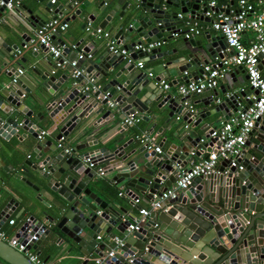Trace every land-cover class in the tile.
<instances>
[{
    "label": "water",
    "instance_id": "obj_1",
    "mask_svg": "<svg viewBox=\"0 0 264 264\" xmlns=\"http://www.w3.org/2000/svg\"><path fill=\"white\" fill-rule=\"evenodd\" d=\"M72 3L73 0H68L51 10V5L43 0H29L20 2L13 12L31 28L42 25L46 17L59 16L64 7L71 9ZM104 3L101 0L96 5L92 0H85L75 7L70 19L86 16L93 20L98 12L102 13L97 26L101 29L108 26L107 31H113L116 44L127 49L129 56L124 58L107 48L101 52L92 50L91 43L81 49L75 48L73 52L63 46L61 56L66 53L68 59L58 77L45 70L33 81L30 89L22 85L23 90L9 86L0 88L4 98H0V136H17L22 129L35 141L34 152L39 162L31 166V176L39 185L31 180L25 183L37 191L36 199L40 203H50L52 208L50 212H41L46 221L31 215L28 217L30 223L22 222L19 229L30 228L29 236L40 226L42 232L32 248L45 238L49 245V238L56 237L69 245L68 252L76 251L79 257H83L81 264H87L91 254L100 255L106 249L98 242L97 236L106 233L105 240L112 242L116 237V233L110 231L112 227L120 234L122 245L115 252L113 262L107 261V264H127L128 259H131L130 264H264V114L254 122L234 165L223 160L216 173L194 177L187 189L178 192L174 198L163 199L159 209L149 210L136 230L126 231L130 217H123L126 212L123 207L108 206L92 191V188L104 189L101 177L110 174L109 183L124 189L120 195L125 198L141 195L149 203L153 195L159 197L174 182L179 169H186L187 163L200 160L199 151L189 154L200 136L187 134L182 137L174 132L175 142H171L162 153L143 146L128 149L131 140L120 144L112 132L127 114H137L141 120L151 123L150 131L161 120L168 123L174 114L181 115L183 121L194 127L213 112H220V121L223 122L230 110H238L245 95L243 89L230 91L242 83L235 77L237 72H243L241 66L226 71L220 78L222 85L212 96L202 99L208 105L213 96L216 97L210 108L194 112L191 117L189 107L184 104L185 98L164 95L162 87H158L159 80L166 75L176 76L184 82L199 77L200 65L220 57L219 50L225 43L219 34L211 36L206 32L204 41L180 37L177 49H174L176 56L172 59L163 60L167 53L161 52L159 47L147 54L131 49L135 43L161 39L163 32L168 33L164 39L179 37L182 24L176 20V12H168L167 7L201 19V13L206 9L204 0H164L163 3L161 0H115L113 8L108 11ZM89 9L90 14H87ZM6 12L8 9L1 5L0 15ZM20 28L30 32L22 21L16 19L8 28L9 37L19 36L26 43L30 35L20 33ZM80 28L85 30V24ZM58 34L54 32L51 38H58ZM56 43L60 46L65 42L57 39ZM9 48L5 51L8 52ZM13 48L17 45L10 49ZM32 56L37 54L32 53ZM142 56H145L143 62H160L137 71L135 63ZM7 58L0 51L1 65L6 67L5 70L12 67L15 75L12 62ZM46 64L49 66V62ZM261 65L260 62L258 68ZM75 69L80 73L72 79L70 73ZM186 71L191 74H183ZM4 74L9 76L11 73L4 71ZM245 79L246 75L243 76ZM224 83L228 85L223 86ZM30 90L32 103L43 105L46 112V116L36 113L34 119L42 121L47 118L54 125L60 124L56 139L68 133L74 140L96 137L75 145L69 153L57 152L55 144L41 137L39 129L32 128V109L22 102L23 91ZM18 114L24 116L19 122L16 121ZM209 128L208 123L199 126L205 137ZM247 149L251 152H246ZM0 182H4L2 178ZM6 192L7 188L0 192V225L17 206L13 198L5 199ZM1 199L6 201L1 203ZM23 199L29 201L27 196ZM0 264L32 263L0 240Z\"/></svg>",
    "mask_w": 264,
    "mask_h": 264
},
{
    "label": "crops",
    "instance_id": "obj_2",
    "mask_svg": "<svg viewBox=\"0 0 264 264\" xmlns=\"http://www.w3.org/2000/svg\"><path fill=\"white\" fill-rule=\"evenodd\" d=\"M19 3L21 2H27L29 0H18ZM68 2V0H55L53 4L49 2V0H43V3H49L51 5V10H53L57 5H59L62 2ZM85 0H73V3L71 5V9L64 7L62 9L61 14L59 17L61 19L68 18L67 26L65 30L59 32L58 38L52 39V42L56 45V40L59 39L61 41H64V46H67L69 49V52H73L75 48L81 49L84 45L91 43L92 44V50H96L98 52H101L106 49V41L98 36L97 34H94V28L98 27V22L102 19L103 14L98 12L96 16H93V20L87 19L86 16L83 19H80V17L75 16L73 19H70V17L73 15V10L76 9L75 7L78 4H81ZM101 0H92L94 4H98ZM105 3V7L108 10H111L113 8V5L115 4V0H103ZM253 1V0H249ZM224 4L225 8L224 11H227L228 9H234L235 8V0H218V4ZM167 7V6H166ZM12 8L11 10L8 9V12L0 15V51L3 52L5 55H7V59L12 62V66L14 67L15 71L19 68L21 69V74L16 76L15 82H12V78L16 75H13L11 69L12 67H9L8 70H5L6 67L1 65L0 60V88L3 87H10L11 89L19 88L23 90V88H20V85H22L24 88L30 89L33 85V81L38 79V75L45 72V70H48L50 75H54L58 77L63 72V66L67 63L68 55L66 53H63L61 56L62 63L60 66L57 65V61H55L53 58H51L49 55H47L44 51V48H42L39 44H36V38L34 35V29L35 27H29L26 22L23 21V18L13 12ZM91 9L87 10V14H90L89 12ZM118 10H116L117 12ZM168 12H179L178 9L167 7ZM14 17H13V16ZM52 15V14H50ZM20 17V18H19ZM116 17V14H114L113 18ZM16 19H19L22 21L30 30V32L26 31L24 28H20V33L27 32V34L30 35V39L28 42H24V40H21L19 36L15 37L14 39L9 37L8 34V28L12 23L16 21ZM50 17H46L45 22L49 20ZM87 22L90 23L91 29L89 30H82L80 27L82 24H86ZM198 27L200 28V33L198 35L192 36L195 40L196 39H203L204 33H209L211 36L218 35L217 32L211 29L210 27V19L206 17H202L201 19L197 18ZM108 27V26H107ZM107 27H105L103 30L107 31ZM183 30V28L181 29ZM112 36L113 31L109 32ZM167 32H163L161 40L167 36ZM182 38L183 36L180 35L179 37H174L172 39H164L163 43L160 44L159 48L161 52L167 53L164 57H162L163 60L166 59H172L176 56V52L174 49H177V40L179 38ZM252 38V33L250 31H245L241 34V41L244 44H247ZM24 43L23 45H21ZM17 45V48L10 49L11 46ZM75 44L77 46H75ZM40 47H39V46ZM10 47L8 49V52L5 51V48ZM36 47V48H35ZM177 51V50H176ZM32 53L37 54L36 57L32 56ZM23 59V60H20ZM143 59H145L143 57ZM15 61V62H14ZM49 62V66L46 64ZM160 61H152V62H143V68H149L156 64H158ZM262 65L259 67L260 73L264 74V59L262 60ZM142 68V69H143ZM237 66L232 67V69H236ZM137 71H141L142 69L137 68ZM243 70V68H242ZM5 72L11 73L9 76L4 74ZM192 72H195V69H192ZM186 74H191L189 71H186ZM246 75L245 71L243 70L242 73L237 72L236 78L241 80L242 83L239 84L238 87L231 89L232 90H239L243 89L245 90V93L249 92V87L247 85V79L243 80V76ZM192 79V78H190ZM164 82L170 83L171 85L163 90L164 95L170 94L174 97H179V95L176 93V84L181 82V80L176 76H170L166 75L163 77ZM173 80H176L174 82ZM174 82V83H172ZM222 85V81L220 80L218 83V86ZM228 85L227 83H224L223 86ZM158 87H161L158 83ZM42 89V88H41ZM43 90V89H42ZM214 91L216 90H210L205 89L200 94H192L185 98L184 102H186V105L189 108H192L194 112H200L204 110H208L210 106L214 103L216 100V97L213 96V101L210 102L208 105H205L202 102V99H207L209 96H212ZM31 90L28 92L23 91V99L22 102H24L27 106L32 109V115L30 117V121L32 122V128H37L40 131H45L44 134L41 137H45L46 140L50 141L53 144H57L56 135L58 134V129L60 127V124L54 125L50 122L49 119L44 118L42 121H36L34 119V115L38 112L43 113L44 116H46L45 109L43 105L33 104L30 100V94ZM148 94V93H146ZM219 96V95H218ZM0 98L4 99L3 96L0 94ZM50 96L48 97V99ZM219 98V97H218ZM245 102L242 100L238 106V108L244 106ZM14 108V107H13ZM230 114H232V111H229ZM1 114V113H0ZM220 117H222L220 112H213L204 118L201 119L200 123L197 126L190 127V124H187L185 121L182 120V116L178 114H174L168 123H165L163 120L159 121L154 129H152L151 133L154 136V143L161 147L162 152L166 151L167 148H169V144L171 142H175V138L172 135V133L176 132L178 136H185L187 134L195 137V136H202L203 133L199 130V126L202 123H208L210 127H215L219 125L222 121H220ZM24 116L22 114H18V119L16 120L19 122L21 119H23ZM196 118V117H195ZM150 124L147 122L140 120L135 125H129L124 127L123 124L120 122L119 127L115 128L112 132V135L119 138L120 144L124 143L128 140H131L130 144L128 145V149L135 147H141L139 143H137L133 136L134 134L138 133L140 130H150ZM184 125H187V128L184 127ZM170 126V127H169ZM169 127V128H168ZM159 128V129H158ZM23 135V137H21ZM96 136H89V137H82L81 139H73L71 137V134L68 133L66 136H63V146L64 147H74L75 145L81 144L83 142L93 140ZM35 141L31 138L29 133L25 132L24 130L20 129L17 133V136L10 135L8 137L0 136V178L3 179V183L0 182V192H2L5 188H7V192L5 194V199L13 198L14 202L17 203V206L14 207L12 211H10V214L8 218L1 223L0 225V232H3L5 237H12L15 234V230L19 227V225L29 216L33 215L35 218L41 221H46V219L41 214L42 211L50 212L52 210L50 203L47 205H44V203H40L36 199L37 191L33 190L29 185L25 183L26 180L32 181V167L33 165H36L39 162V159L37 158V153L34 152L35 148ZM90 149V148H89ZM62 150V148H57L56 151ZM169 150V149H168ZM246 152H251L250 149H247ZM203 157V155H200L199 158ZM182 158V157H181ZM187 158V157H185ZM197 160H193L190 163L186 164V168H189L192 164L196 163ZM108 175H102V187L104 189L100 188H92V191L95 192L96 197H99L102 202L106 203L108 206H113L115 208L123 207L126 212L123 214V217L126 218L129 216V221L132 223V218L134 216H137L138 209L139 208H148V203L146 202V199H144L141 195L138 196V202L136 204L130 203L129 198H125L122 195H119L124 189L123 188H116L108 181ZM24 179L23 181L21 179ZM33 184L39 185L36 181H32ZM173 184V183H172ZM171 184V185H172ZM170 185V186H171ZM22 192V193H21ZM24 196H27L29 198V201H25L23 198ZM46 200V199H45ZM6 200L1 199V203H4ZM48 202V201H47ZM23 208V209H22ZM22 211L20 212V210ZM20 212V213H19ZM19 213L18 217L17 214ZM13 219L14 223L12 225L8 224L9 219ZM145 219V218H144ZM144 221V220H143ZM110 231L116 233V237H120V234L112 227ZM106 233H103L98 240L99 243H103L106 247V249L112 244L108 243L105 240ZM45 240H42L36 248H30L42 261L49 264H81L82 258L79 257L78 253L75 252H68L69 245L67 243H64L60 241L56 237H51L48 240L49 245L45 242ZM33 246V245H32ZM95 254H91L89 258L94 257ZM89 264V260L87 262Z\"/></svg>",
    "mask_w": 264,
    "mask_h": 264
},
{
    "label": "built area",
    "instance_id": "obj_3",
    "mask_svg": "<svg viewBox=\"0 0 264 264\" xmlns=\"http://www.w3.org/2000/svg\"><path fill=\"white\" fill-rule=\"evenodd\" d=\"M49 2L53 4L55 0H49ZM161 2L163 3L164 0H161ZM204 2L206 9L201 13V16L210 19L211 29L221 36L225 46L219 50L220 57H215L209 63L200 65L201 74L199 77L176 84V93L179 97L186 98L192 94H200L205 89L215 90L218 87L220 78L226 71L231 70L232 67L241 66L247 76V85L249 87V92L245 93L243 100L249 104L244 109H241L242 106L237 111L232 112L219 125L210 127L207 137L204 135L200 136L198 142L192 146L189 154L192 155L194 151H199L203 157L189 168L179 169L173 184L162 191L159 197L153 195V199L148 203V208H139L137 216H134L132 223L127 225V232L136 230L149 210L159 209L160 202L163 199L174 198L178 192L187 189L194 177L216 173L217 167L223 160H228L230 165H234L235 159L242 153L245 140L254 122L264 114V74H261L258 68V65L264 59V0H235V8L227 11H224V4H218V0H204ZM1 5L11 10L19 5V1L6 0L4 2L0 0ZM175 16L176 20L182 24L181 29L183 28V30L180 29V32L184 38H191L201 32L197 18H193L190 13L176 12ZM62 20L59 16L50 18L34 29L36 44L41 45L45 53L57 61L58 66L61 65V51L64 45L58 46L54 44L51 36L56 31L65 30L67 22ZM89 29H91V25L87 22L85 30ZM245 31L252 33V38L247 44L241 41V34ZM94 34L106 41V48L110 52L119 53L124 58L129 56V51L118 46L116 40L112 38L108 31L96 27L94 28ZM162 43L163 40L161 39L135 43L131 49L136 53L147 54ZM260 55L262 57H259ZM86 57H89V54ZM143 57L145 58V56L139 57L135 63V66L139 69L143 68ZM78 58H81V54H78ZM21 72V69L18 68L16 75L11 81L15 82L16 76L21 74ZM79 73L80 71L75 69L70 73V77L73 79ZM183 74H186V72H183ZM147 76L150 77L151 74L147 72ZM158 83L163 90L168 88V84L164 80L161 79ZM189 110V117H191L194 114V110L192 108H189ZM140 120V116L137 114H127L123 117L121 123L129 126L135 125ZM184 127L187 128V125H184ZM44 132L40 131L39 134L42 136ZM133 139L145 149L153 150L155 153H162L161 147L154 143V136L150 130H140L134 134ZM56 147L62 148L67 153L71 150V147L63 146V136L57 139ZM238 168H241V166H238ZM97 171L101 174L99 169ZM129 199L133 204H136L139 200L138 197ZM23 222L28 225L30 220L26 218ZM13 223L14 220L12 218L8 220L9 225ZM29 230L30 228H27L22 231L18 227L14 236L8 238L5 237L3 232H0V240L22 253L32 264H49L42 261L30 249L38 239L42 229L37 226L33 234L27 236ZM96 238L99 239L100 237L97 236ZM111 243L100 255L89 258V264L113 262L115 252L122 245V238L114 237ZM130 262L131 259H128L127 264H130Z\"/></svg>",
    "mask_w": 264,
    "mask_h": 264
},
{
    "label": "clouds",
    "instance_id": "obj_4",
    "mask_svg": "<svg viewBox=\"0 0 264 264\" xmlns=\"http://www.w3.org/2000/svg\"><path fill=\"white\" fill-rule=\"evenodd\" d=\"M169 87V86H168Z\"/></svg>",
    "mask_w": 264,
    "mask_h": 264
}]
</instances>
